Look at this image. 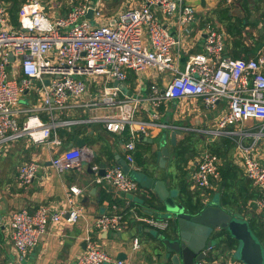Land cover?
Listing matches in <instances>:
<instances>
[{
	"label": "built area",
	"instance_id": "1",
	"mask_svg": "<svg viewBox=\"0 0 264 264\" xmlns=\"http://www.w3.org/2000/svg\"><path fill=\"white\" fill-rule=\"evenodd\" d=\"M89 9L90 18L86 17ZM156 10L163 18L176 15L181 27L195 18L193 7L183 0H141L138 6L121 11L112 25L100 23L102 0H78L70 4L65 15L53 18L46 13L41 0H26L20 8L19 27L14 28L9 24L7 3L0 0V145L8 149L12 143L27 138L32 143L59 146L58 129L83 123L101 124L107 131L117 133L127 128L129 138L124 150L130 171V165L138 169L134 161L136 139L140 135L146 137L151 129L201 133L211 139L229 137L234 141V157L244 176L256 187L257 206L264 212V164L256 155V142L264 136V43L254 57L229 58L225 55L223 33L207 21L203 26L202 51L188 55L180 68L179 54H174L179 37L164 27ZM262 28L264 37V22ZM146 68L168 75L167 82L161 86L150 84L146 96L132 95L122 88L120 84L127 80L129 71ZM114 81L117 84H111ZM92 83L97 87L94 93ZM32 91L36 92L38 103L22 105L23 97ZM190 99H198L205 110L223 100L225 113L214 122L213 128L204 130L160 120L162 106L173 102L181 110L185 100ZM95 109L104 112L85 119L69 115L70 110ZM143 112H148L150 119H143ZM41 113L47 116V121ZM21 116L25 119L21 120ZM246 120L255 124L242 126ZM246 139L251 141L247 143ZM92 157L90 148L73 147L52 157L50 163L62 174L79 168L82 161L91 162ZM220 164V157L211 151L206 150L197 158L189 181L200 195L219 182ZM38 168L35 160L22 163L17 170L19 185H29ZM91 170L95 184L109 183L122 193H134L140 188L138 181L119 165L106 167L104 175H98V164H92ZM80 193L81 189L70 187L66 208L58 211L41 205L33 212L21 208L10 214L9 238L18 259H23L38 244L49 223L62 218L75 223L83 216L82 207L75 205ZM121 218L117 212L100 214L93 227L100 232L119 231L123 227ZM140 219L156 229L168 226V220ZM132 242L136 248L137 239ZM234 250L217 258L211 254L213 247H209L194 264H242L228 257ZM72 264H124V261L88 241L84 252Z\"/></svg>",
	"mask_w": 264,
	"mask_h": 264
},
{
	"label": "crops",
	"instance_id": "2",
	"mask_svg": "<svg viewBox=\"0 0 264 264\" xmlns=\"http://www.w3.org/2000/svg\"><path fill=\"white\" fill-rule=\"evenodd\" d=\"M3 1L7 3L9 24L18 28L20 8L26 0H16L15 22L12 19V1ZM140 1L119 0V4L112 5V0H102L103 17L100 23L112 25L121 11L131 6H138ZM183 1L193 7L195 17L194 21L185 27L179 26L176 15L163 18L161 13L156 10V15L163 22L164 27L171 34L179 37V46L174 48V54H179L178 65L180 68L183 67L188 55L202 51L203 26L207 21L215 24L223 33L225 55L229 58L247 59L254 57L264 43L263 31L261 32L264 22V0ZM77 2L78 0H41L50 18L65 15L70 9V4ZM167 79L168 75L158 73L153 68H146L139 72L131 70L127 80L121 86L128 90L129 94L146 96L150 84L157 83L161 86L167 82ZM90 86L92 93H94L97 87L93 83ZM185 101H187L183 105L185 109L182 108L181 110L175 108L173 102L166 107L162 106L160 120L175 126L204 130L213 128L214 122L226 110L223 100L209 110H205L198 99ZM35 103H38L35 91L26 94L22 99L24 106ZM103 112V109L86 112L70 110L69 115L72 118L85 119L92 114ZM40 115L44 121L48 120L45 114L41 113ZM141 117L146 120L150 119L148 112H143ZM20 119L24 120L25 117L21 116ZM253 124H255L253 120H246L241 125L250 127ZM76 128H86V133L75 134L77 131L73 130ZM60 129H65L69 135L63 134L61 136L56 131L61 140L59 146L49 143H32L27 138H21L12 143L8 149L0 145V259L3 264H72L77 256L84 252L88 241L94 242L98 248L114 258L122 253L124 258L121 260L124 261V264H168L166 245L163 240L174 237L173 227L169 224L170 220L166 229H156L140 219L143 217L160 219L152 210L158 206V201L149 190L140 186L134 193H122L109 183L95 184L93 181L94 173L88 172L85 166L72 168L59 174L50 163L52 157L69 148L76 147L70 143L75 136H78L83 138L86 147L93 151V157L90 160L91 165L102 163L104 169L108 166L119 165L120 159L125 161L124 143L128 140L129 133L124 137L121 135L123 132L107 131L101 124L97 123H83ZM171 130L167 128L151 129L147 136H144L146 140H139L138 137L135 151L144 152L143 157L146 161L140 166L134 158L138 169L131 165L130 168L143 171L152 178L164 180L167 188L177 196L184 197L190 194L192 203L197 200L203 205L217 203L225 210L247 220L256 217L264 223V212L257 206L258 191L251 181L244 176L240 163L234 157V149H232L231 157L228 160L224 159L221 154H217L221 159L220 180L217 185L205 189L204 194L200 195L199 191L192 188L189 174L202 152L195 157L189 156L190 150L186 146L181 160L185 165L182 175L179 174L178 169H182L179 168L178 161L172 156L174 146L169 143ZM195 135H199L202 143L204 141L210 143V147H215L225 139L233 140L225 136L211 139L201 133L179 132L176 135V144L185 141L186 137ZM204 137L206 140L203 139ZM148 139H151L152 142H149ZM163 139L166 140V145L169 147L170 156L167 158L164 167H160L159 141ZM250 141L251 139L248 142L246 139L247 143ZM138 143H142V145L138 146ZM100 145L103 146L101 149ZM256 152L260 162L264 164V136L257 140ZM31 160H35L39 164L37 174L29 185L20 186L17 180L18 167ZM70 187L81 189L80 195L76 197L75 205L82 207L83 216L75 223H69L64 218L56 223H49L46 232L40 236L38 244L28 251L23 259H18L17 252L9 238L8 220L10 214L21 208L33 212L41 205H48L51 211L66 208V198ZM115 212L122 216L123 227L121 230L100 232L93 227V221L97 216ZM152 229L157 231V234H152ZM135 238L138 242L136 248L132 242ZM84 242L86 243L85 247L82 245ZM217 244L223 245L218 241ZM231 249L233 248H229V250Z\"/></svg>",
	"mask_w": 264,
	"mask_h": 264
},
{
	"label": "water",
	"instance_id": "3",
	"mask_svg": "<svg viewBox=\"0 0 264 264\" xmlns=\"http://www.w3.org/2000/svg\"><path fill=\"white\" fill-rule=\"evenodd\" d=\"M91 12L89 9L86 17L90 18ZM262 31L263 28L261 27ZM9 59L12 60L11 53ZM45 83L47 84L48 81L46 80ZM114 84H117V81H114ZM179 132V130L170 132V145H176V135ZM139 140L146 139L140 135ZM148 140L152 142L151 139ZM70 145L81 148L86 147V142L83 138L75 136ZM159 146V166L164 167L167 158L170 156V151L164 139L159 141ZM94 155L96 156L95 153ZM118 163L124 173L129 172V166L124 159H120ZM90 165V162L82 161V166H85L88 172L93 173ZM98 175H104L102 163H99ZM141 175L138 180L140 186L149 190L158 201V206L152 209L153 212H156L157 215H166V219L171 221L169 224L173 227L174 237L163 240L166 245L168 264H194L196 260L203 257V250L217 244L219 237L215 236L217 231L222 229L228 231L229 235L238 243V261L242 264H264V238L258 239L252 233L245 218L233 215L217 203H208L197 211L190 210L177 201V195L167 188L164 180L152 178L145 173ZM85 244V242L82 244L83 247ZM122 258L124 255L119 253L117 259Z\"/></svg>",
	"mask_w": 264,
	"mask_h": 264
},
{
	"label": "trees",
	"instance_id": "4",
	"mask_svg": "<svg viewBox=\"0 0 264 264\" xmlns=\"http://www.w3.org/2000/svg\"><path fill=\"white\" fill-rule=\"evenodd\" d=\"M12 1V19L13 21L15 22V17H16V8H15V5L17 4V1L16 0H11ZM59 132V134L62 136L63 134L64 135H69L65 129H59L57 130ZM73 131H77L75 132V134H78L80 132H83V133H86V128H76L74 129ZM79 131V132H78ZM127 128L123 131V133L121 134L122 136L126 137L127 136ZM70 137H71V134H70ZM139 145H142V143H138V146ZM234 145V141L232 142L230 139H225L223 141L220 142V144L218 145H215V147H210V151L213 152V153H216V154H221L218 152V149L220 147L224 148V152H227L229 151V147L233 146ZM174 151H173V155L174 156V159L179 161V160H182L183 159V155H184V152H185V149H186V145L184 143V141H180L179 143L176 144V146L173 147ZM222 153V154H223ZM143 154L144 152H141V151H138L136 150L135 153H134V158L136 160V163L140 166H142L144 163H145V158L143 157ZM187 160V159H186ZM147 175V173H146ZM190 195V194H189ZM189 195H185L184 197H182L181 195L177 196V198L179 199L178 201L181 202V204L185 205L188 209L190 210H200L201 208H203L205 205H203L200 201H195L192 203V200L190 198ZM187 196V197H186ZM230 212V211H229ZM232 213V212H230ZM233 214V213H232ZM233 215H236V214H233ZM240 216V215H239ZM241 217V216H240ZM247 220V219H246ZM248 221V225H249V228L250 230L252 231V233L258 238V239H263L264 238V223L261 221V220H258L256 217L254 218H250V220H247ZM223 233H225V238L224 236L222 237ZM215 237H219L218 238V242L219 243H223V246L225 247H231L233 243H235L236 241L229 235L228 231L222 229L220 230V232L217 233V235Z\"/></svg>",
	"mask_w": 264,
	"mask_h": 264
},
{
	"label": "rangeland",
	"instance_id": "5",
	"mask_svg": "<svg viewBox=\"0 0 264 264\" xmlns=\"http://www.w3.org/2000/svg\"><path fill=\"white\" fill-rule=\"evenodd\" d=\"M94 1V0H93ZM119 0H112V5H114V4H119V2H118ZM113 8H114V6H113ZM108 11H110V10H108ZM91 23H94V21H91ZM189 134H192V133H189ZM187 139L184 141V143L186 144V146H188L189 147V152H188V154H189V156H197V155H199L201 152H204V151H210V146H209V144L208 143H205V141H204V143H202L201 142V139L199 138V135H195V136H189V137H186ZM203 139H205V137L203 138ZM206 140V139H205ZM248 140L249 139H247V142H248ZM156 141H158V140H156ZM232 142H233V140H231ZM234 146V145H233ZM233 146H231V147H229V151H227V152H225V153H223L225 150H224V148H222V147H220L219 149H218V152L219 153H221V156L224 158V159H226V160H228L229 159V157H231V154H232V149H234L233 148ZM101 147H103L102 145H100V149H101ZM188 150V149H187ZM223 153V154H222ZM221 157V158H222ZM178 163H179V168L181 167V169L182 170H179L178 169V172H179V174H181L182 172H183V168H184V165H185V163H183L181 160L180 161H178ZM176 164H177V162H176ZM142 172L143 171H139V170H135V169H130V171L128 172V175H129V177H131L132 179H135L136 181H138L139 179H140V177L142 176L141 174H142ZM144 173V172H143ZM182 175V174H181ZM157 217L158 218H160L161 220H163V219H166L167 218V216L166 215H163V214H159V215H157ZM157 234V231H155L154 229H152V234ZM223 245H218V244H215V246H213V251H211V254L213 255V256H215V257H217V258H220L221 256H223L224 254H227L228 252H229V248H234L236 251L235 252H233V253H229V255H228V257H230L232 260H234V261H237L238 260V252H237V249H238V243H233L232 244V246L231 247H228V248H224V247H222ZM216 248V249H215ZM218 248V249H217Z\"/></svg>",
	"mask_w": 264,
	"mask_h": 264
},
{
	"label": "flooded vegetation",
	"instance_id": "6",
	"mask_svg": "<svg viewBox=\"0 0 264 264\" xmlns=\"http://www.w3.org/2000/svg\"><path fill=\"white\" fill-rule=\"evenodd\" d=\"M217 232H220V230H218ZM224 236V238H225V233H223V235H222V237ZM223 244V243H222Z\"/></svg>",
	"mask_w": 264,
	"mask_h": 264
}]
</instances>
